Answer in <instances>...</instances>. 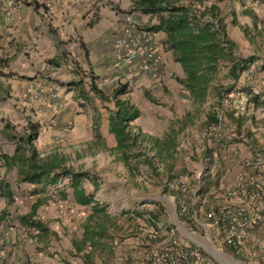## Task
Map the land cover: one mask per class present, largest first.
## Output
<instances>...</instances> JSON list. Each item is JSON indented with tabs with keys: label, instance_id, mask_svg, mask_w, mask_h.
<instances>
[{
	"label": "crops",
	"instance_id": "obj_1",
	"mask_svg": "<svg viewBox=\"0 0 264 264\" xmlns=\"http://www.w3.org/2000/svg\"><path fill=\"white\" fill-rule=\"evenodd\" d=\"M134 1L31 0L29 2V0H0V58L12 57L6 67L0 66V154L7 156L12 154L15 142L11 141V136L20 133V129L27 119L40 125L35 142L39 141L42 135L41 121L48 117L51 120L48 123L51 127H49L47 141L52 142V145L49 148L45 146L44 150H39L34 144L36 150L41 155L55 150L54 141L64 140V136L58 135L59 129L67 127L65 133L68 137L64 145L68 146L71 157L73 160H77L78 165L83 167L88 165L87 159L89 158L87 156L90 155H87L85 149L91 145L89 137L92 132V113L88 107L83 110L79 108L76 104L75 92L68 91L62 86L67 81L77 79L73 62L81 70L87 71L88 66L84 63L82 49L79 47L81 43L87 54L90 71L93 75L98 76L95 83L107 86L108 92L116 78L125 77L128 80L125 82L137 87V80L142 86L149 82L146 76L140 75L143 72L147 71L152 76V80L157 81V86L160 76L162 91L157 95L158 98L153 100L149 98L151 101L144 100V103L146 106L157 105L152 108L161 110V115L155 116L147 109L141 116L135 98L132 101L127 98L139 112L138 118L133 122L137 121L142 132L149 134L154 131L146 125L143 126L142 123L144 118L152 119L156 125L159 124L158 128H163L157 138L168 135L170 131L177 132L176 169L183 171L179 179L180 182L186 183V181L195 180L199 184L205 173L210 174L211 179L216 182L215 186L210 185L206 187L207 189L203 188L191 201V204L200 209V212L195 209L197 212L195 217L197 216L199 221H195V217H192L190 227L181 223V226H178L179 236L175 227L165 221L166 225L162 226L158 223L156 229L161 227L172 230L180 244L206 255H208L206 249L209 250L212 246L214 249L220 250L219 252L232 257L224 251L226 245L214 232L209 230L208 221L204 218V211L209 204H229L233 209L238 206H248L256 216L255 224L246 230L243 242L233 249H236L235 251L244 258L245 261L242 262L244 264H264V166L261 176L255 181L254 186H243L234 199L228 200L226 197L236 175L241 171L244 173L242 170L244 162L261 159L264 164V115H259L258 112V110L264 111V43L262 39L261 41L258 39L256 48L250 46L239 29V26H246L249 28L248 30H251L249 18L242 14L244 9L251 10L257 21L260 22L264 20V7L254 0H222L220 2L216 0H187L179 2V5L188 9V17L194 18V22H198V18L201 16L207 18L208 7L212 4L217 18L222 19L227 38L235 44L234 55L255 58L240 76L244 72L250 71L251 73L247 74L244 79L239 77L238 81L241 83L243 80L245 82L247 79L249 80L248 86L244 87L250 98L256 97L258 106L254 107L252 103L245 102L246 111L242 113L243 125L240 135L243 136L242 140H240L234 122L225 117L221 129L222 143L220 144L210 142L202 137L201 140L196 139L198 134H202V126L210 101L208 97L197 100L178 83L184 77L181 62L176 61L171 50L164 45L165 35L150 30V27L156 23V15L130 12ZM224 2L227 3V9L222 6ZM6 5H13L18 10L12 24L6 23L2 15V8ZM225 13L228 16L227 19H225ZM232 20L236 21V25L231 23ZM236 31L239 36H236ZM144 42L161 55L158 62H147L146 66L141 57L129 61L121 59L136 44ZM255 54L258 57H254ZM47 60H53L56 66H47L45 64ZM43 66H45L44 72L41 68ZM43 74H45V79L42 78ZM129 83L128 86H130ZM212 84L213 82L210 83V85ZM39 88L43 90L44 96L39 101H33L31 96ZM51 95L53 97H50ZM54 96L61 109L53 117H50L51 115L47 111L39 107L43 104L51 107ZM75 104L78 109L75 108ZM95 106L101 117L99 113L101 106L99 107L96 102ZM104 121L106 132V120ZM244 135H248V138L245 139ZM107 137H110L111 140V144L106 146L109 150L114 147V141L109 135L106 136V140ZM86 139L90 141L86 142ZM179 139L186 140L187 144H179ZM46 145L49 144L46 143ZM101 147L106 148L104 145ZM81 149H83L82 154L79 153ZM56 150L59 152L58 149ZM114 157L112 154V159ZM65 179L59 178L53 186L30 185L18 181L15 169L0 168V180L8 184L12 196L11 204H6L0 198V213L2 211L7 213L5 209H11L12 222L24 232L34 234L35 240L38 242L36 245L38 249L28 252L29 250L25 248L27 247L25 240H21L20 246L17 247L18 252L15 250L18 255H22V257H17L18 262L25 258L29 264H81V253L75 254L71 243L80 238L81 225L89 214V207L92 204L88 207L76 204L70 187L73 210H82L85 212V216L80 221L77 213L72 210V223L67 222L65 226L62 224L65 230L60 227L61 232L59 233L57 226L52 224L55 216L58 215V208L50 204L48 197H52L51 193L54 190L58 193L61 192L64 181L67 182L66 185H70L69 180ZM92 182L94 181L92 180ZM84 183L82 184L83 189ZM254 188L256 192H259L260 197L248 204L245 193L249 194ZM196 191L197 188L191 190L192 197L195 196ZM84 192L85 194L91 193L85 189ZM62 196L65 197L63 194ZM100 198V194L94 193L93 200L99 206L102 204ZM34 206L35 208H33ZM32 208L33 218L44 226L43 232L22 227L13 220L15 216L30 213ZM140 209L135 208L134 211ZM43 211L44 213H42ZM140 223L145 229V234L151 227L141 221ZM138 225L140 226L139 223ZM200 229L204 230L203 234L195 235V233L198 235L202 233ZM134 231L135 233L132 235H135L136 238L140 234L143 235V232L138 233L141 228L136 227ZM63 233H65V237L62 236ZM136 238L125 240L124 244L128 248H137L133 246ZM87 249L86 247L85 252ZM123 252L124 255L120 257L112 250V255L103 256L105 264H128L130 255L126 254L125 250ZM94 262L101 264L97 257L94 258ZM213 262L218 264L214 260Z\"/></svg>",
	"mask_w": 264,
	"mask_h": 264
},
{
	"label": "trees",
	"instance_id": "obj_2",
	"mask_svg": "<svg viewBox=\"0 0 264 264\" xmlns=\"http://www.w3.org/2000/svg\"><path fill=\"white\" fill-rule=\"evenodd\" d=\"M180 1L187 0H135L129 11L156 15V23L150 27V30L165 35L164 45L171 50L175 60L181 62L184 77L178 83L197 100L208 97L210 104L202 130L207 136L206 140L221 144L222 124L220 125V121L222 122L225 117L234 122L238 135H241L243 118L242 114L232 106L233 97L243 94L246 96V103H252L254 107L258 106L256 97L250 98L247 89L240 86L238 81L240 74L248 69L255 58L234 55L235 44L227 38L222 19L217 18L212 4L208 7V17L202 18L201 16L198 22H194V18L188 17V9L179 5ZM254 1L264 7V0ZM242 14L249 18L251 30H248L246 26H239L240 32L245 41L256 48L258 39L260 41L262 39L264 43V20L257 21L255 14L249 9H244ZM231 23L236 25L235 20ZM79 47L82 49L84 63L88 66L87 71L81 70L73 62L77 79L67 81L62 86L68 91L75 92L76 104L79 108L83 110L88 107L90 109L92 143L99 145L101 141V133L98 130L100 115L95 106L96 102L106 112V133L114 141V147L109 151L115 156L114 161L121 166V176L126 183L130 181L136 187L134 180L142 176L140 168L142 167L150 189L156 190L162 196L172 197L178 222L190 227L192 225L191 214L195 213L196 209L195 205L191 204L192 199L196 198L203 188L207 189L206 187L210 185L215 186V180L211 179L210 174L205 173L199 184L195 180L180 182L183 171L176 169L177 132L170 131L168 135L157 138L133 127L132 123L138 118L139 112L127 99L128 83L116 80L109 92L105 93L95 83L98 76L93 75L89 69L85 48L81 43ZM254 57L258 55L255 54ZM11 59L12 57L0 58V66L6 67ZM45 64L49 67L56 66L53 60H47ZM42 78L45 79V74ZM212 82L213 84L210 85ZM107 105H111V108ZM39 126L37 122L27 119L20 133L11 136V141L15 142L13 152L10 156L0 154V168L15 169L19 182L43 187L55 185L59 178H67L73 191L74 202L85 207L92 204L89 207V214L81 225L80 238L73 241L71 246L75 254L81 253V264H95V257L101 264H105L103 256L112 255L114 242L120 238L116 233L122 229V225L117 223L116 217L108 214L103 206H99L93 200V192L85 194L82 186L84 181H90L94 185L92 191L97 188V185L92 182L94 178L85 171L70 170L66 166L67 159L56 149L43 155L36 150L34 143L38 137ZM217 127V130L209 131ZM244 138H248V135H244ZM242 139L243 136H240V140ZM100 145L103 144L100 143ZM194 188H197V191L192 197L191 190ZM0 198L6 204L12 203L9 186L1 180ZM180 204L186 205L187 214L179 213ZM146 205H150L151 208H141L131 213L124 212L122 217L126 222H131L134 218L138 219L154 229L158 223L162 226L166 225L163 204L150 201ZM33 208L30 213L15 216L13 220L22 227L43 232L44 226L33 218ZM5 217L6 213L2 211L0 223L4 222ZM86 247L88 249L85 252ZM235 250L224 246L227 254L237 261L244 262V258ZM19 264H29V262L24 258Z\"/></svg>",
	"mask_w": 264,
	"mask_h": 264
},
{
	"label": "rangeland",
	"instance_id": "obj_3",
	"mask_svg": "<svg viewBox=\"0 0 264 264\" xmlns=\"http://www.w3.org/2000/svg\"><path fill=\"white\" fill-rule=\"evenodd\" d=\"M223 4L224 5L222 6H224V8L227 9V6H226L227 3L224 2ZM227 18H228L227 13H225V19ZM237 33L238 32L236 31V36H239V33L238 34ZM157 54L161 58V55L158 52ZM41 68L43 69L45 68V66ZM42 72H44V69L42 70ZM140 75L146 76V79L149 81L148 84L145 86H142L140 85V81L137 80V83H136L137 87H133L131 86V83L128 82L130 86H129V93L127 95V98L131 101L133 98H135V100L137 101V107L139 108L141 112V116H143L142 114H144V112H146L147 109L149 110V112H151L155 116L161 115L162 113L161 110L152 108V106H157V105L149 104V106H146L144 103V100L151 101V99L153 100L154 98H156L157 95L162 91L160 76H159V81H158L159 85L157 86V81H155L154 79L152 80V76L149 75L147 71L146 73L143 72ZM116 80H119L120 82H125L127 78L125 77L116 78L113 81H116ZM97 86L101 90H103L105 93H108L107 86L98 85V84ZM152 103H158V102H152ZM51 105L52 106L50 107V105L46 106L45 104H43V105H40L39 108H42L43 110L47 111V113L51 115L50 117H53L61 109L58 106L59 102L57 101L55 96L53 98V103H51ZM97 105L99 104L97 103ZM232 106L240 114L246 111V104H242V101L240 100L239 96L233 97ZM107 107L111 108V105H107ZM75 108L78 109L76 104H75ZM258 112H259V115H262V114L264 115L263 110H258ZM99 113L101 114V117H100L99 124H98V128H99L98 130L101 133V141L99 142V145L93 144L92 143L93 142L92 132L89 137L91 141L86 139V142L90 141L91 145H88L87 148L85 149L87 150L86 151L87 155H90V156H87L90 160L87 159L88 165L85 167L78 165L77 160H73V158L71 157L70 150L68 151V146L64 145L66 143V138L68 137V135L65 133V131L67 130V127H62L59 129L58 135L64 136V140L59 141V142L54 141L55 146H56L55 149H58L60 155L64 156L67 159L66 166L72 171L74 170L79 171V170L84 169L85 172H87L92 178H94L93 181L97 185V188L95 189V191H92L94 189V185H92L90 181H85L84 189L88 192L100 194L101 198L99 200L102 203L101 206H104L107 212L111 216L116 217L117 223L122 225V229L116 233L117 236H120L119 240L121 241V244H124V242H126L125 240H128V239L131 240V239L136 238L135 235H132V233H135L134 228L136 227L141 228V231H138V233L145 232L144 227L141 225L142 223H140L138 219L134 218L132 219L131 222H126L125 218L122 217V214L124 212L131 213L135 210V208H143V209L151 208L150 205H146L150 201L160 202L161 204H163V206L165 207V214H166L164 217V221L170 226L175 227V230L178 232L177 235L179 236L180 234H179L178 226H181V223L178 222L176 211H175V222L172 219L173 205H175L174 199L170 196H162L156 190H151L150 187L148 186V182L145 179L146 175L142 167H140L142 171V176L137 177L134 180L135 184L137 185L136 187L133 186V183L125 182V179L121 176L122 174L121 166L112 159V154L106 147L111 144V140H110V137H107V140H106L107 134L104 129L105 128L104 117L106 114L105 110L102 107H100ZM50 121L51 120L48 117L46 119L44 118L41 121V126H42L41 134L42 135L40 136V140L34 143L35 146L39 148V150H44L45 146L46 148L47 146L49 148V146L52 145L51 144L52 142L47 141V137L49 136V132H50L49 127H51L48 124ZM136 122L137 121L133 122L132 126L142 131L140 124ZM223 122L224 120H222V124ZM142 125L143 126L146 125L147 127H150L149 129L154 131L153 133L155 135L153 133H149V134L154 135L156 137L158 136V134L161 133L163 129L162 127H161L162 129L158 128L160 127L159 124L156 125L152 119L144 118ZM86 137L88 138V135ZM196 137H197L196 138L197 140H201V137L206 139L207 136L205 132L202 130V134L200 133ZM46 143H48L49 145H46ZM100 143L103 144L106 148L103 149ZM178 143L184 145V144H187V141L179 139ZM79 153L82 154L83 149H81ZM66 184L67 182L64 181V186L62 187L61 192L58 193L56 190H54V192L51 193L52 197H48L50 204L58 208L57 209L58 215L55 216L54 220L52 221L54 223L52 224L57 226L59 233L61 232L60 231L61 228L65 230L63 226H65L67 222L72 223V219H73L72 212L73 211L77 213L80 221H82L85 216V212H83L82 210L80 211L73 210L72 202L70 200V194H71L70 185H66ZM99 190L100 192H98ZM62 194L65 195V197H63ZM196 209H197V212H200L199 207H197ZM5 210L7 211L5 221L4 223L0 224V264H19L17 257H20V256L22 257V255L17 254L18 252L17 247L20 246L21 240H25L27 244V247L25 248L29 250L28 252L37 250L38 248L36 247V245L38 244V242H36L35 240L36 238L34 234L32 233L29 234L27 232H24L17 225H15V223L12 222L13 214L10 211L11 209H5ZM42 213H44V211ZM197 220L199 221V218L196 216L195 221ZM138 223L140 224V226L138 225ZM200 231H202V233H200L199 235L198 233H195V235L201 236L204 230L200 229ZM206 233L208 232L206 231ZM62 236L65 237L66 236L65 233H63ZM206 251H209V250L206 249ZM20 253H22V251H20Z\"/></svg>",
	"mask_w": 264,
	"mask_h": 264
},
{
	"label": "built area",
	"instance_id": "obj_4",
	"mask_svg": "<svg viewBox=\"0 0 264 264\" xmlns=\"http://www.w3.org/2000/svg\"><path fill=\"white\" fill-rule=\"evenodd\" d=\"M17 11V7L13 5L4 6L2 8L4 21L12 24ZM136 57H141L145 64L160 60V56L155 52L154 48L146 42L136 44L121 59L123 61H129ZM250 73V71L244 72L240 76V79H244ZM248 82L249 80L247 79L246 82L243 80L239 83L244 87L248 86ZM43 96L44 92L39 88L32 94L31 99L33 101H39ZM50 97H53V95ZM239 98L242 104H245L246 97L240 94ZM221 124L222 122L220 121ZM217 129L218 127L216 129H210L209 131ZM263 166L264 164L261 159L244 162L242 164L244 173L241 171L236 175L232 187L226 193L227 199L231 200L236 198L239 190L243 186H254L255 181L261 176ZM245 195L248 204L251 201L258 200L260 197L259 192H256L255 188L249 194L245 193ZM178 210L180 214L188 213V208L183 204H180ZM195 215L196 212L192 213L191 218H194ZM204 218L208 221L209 230L214 232L224 245L231 248H236L243 242L246 230L255 224L256 220L254 211L248 206H238L233 209L229 204L207 205L204 211ZM125 246V244H121L119 239L115 240L114 252L121 257L124 255L123 251L125 250L126 254L130 255V259L127 261L128 264H215L210 256L180 244L178 239L173 235L172 230L162 229L161 227H157V229L149 228L145 234H140L135 239V244L133 245L137 248H128Z\"/></svg>",
	"mask_w": 264,
	"mask_h": 264
},
{
	"label": "water",
	"instance_id": "obj_5",
	"mask_svg": "<svg viewBox=\"0 0 264 264\" xmlns=\"http://www.w3.org/2000/svg\"><path fill=\"white\" fill-rule=\"evenodd\" d=\"M175 211L176 206L173 205V214L172 219L175 222ZM175 224V223H174ZM177 225V224H176ZM178 226V225H177ZM214 261H216L218 264H244L242 262L234 260L232 257L227 256L218 250L214 249L212 246H210L209 251L206 252Z\"/></svg>",
	"mask_w": 264,
	"mask_h": 264
}]
</instances>
